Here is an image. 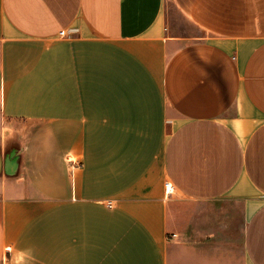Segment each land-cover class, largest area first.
Here are the masks:
<instances>
[{"label":"crops","instance_id":"obj_1","mask_svg":"<svg viewBox=\"0 0 264 264\" xmlns=\"http://www.w3.org/2000/svg\"><path fill=\"white\" fill-rule=\"evenodd\" d=\"M0 264H264V0H0Z\"/></svg>","mask_w":264,"mask_h":264},{"label":"built area","instance_id":"obj_2","mask_svg":"<svg viewBox=\"0 0 264 264\" xmlns=\"http://www.w3.org/2000/svg\"><path fill=\"white\" fill-rule=\"evenodd\" d=\"M61 34L65 36V32H62ZM166 186H167V189H171V184L170 183L167 182ZM175 236H176V234H173V237H175Z\"/></svg>","mask_w":264,"mask_h":264}]
</instances>
